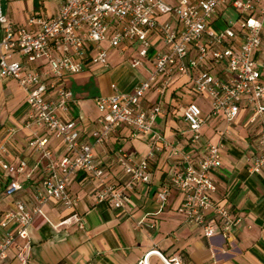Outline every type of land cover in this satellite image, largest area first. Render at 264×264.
<instances>
[{"label":"built area","instance_id":"built-area-1","mask_svg":"<svg viewBox=\"0 0 264 264\" xmlns=\"http://www.w3.org/2000/svg\"><path fill=\"white\" fill-rule=\"evenodd\" d=\"M229 11L235 18L223 20ZM263 21L264 0H63L55 15H32L23 26L7 19L0 5V77L16 80L25 92L22 128L32 130L28 146L38 152L42 165L31 199L14 200L2 214L0 263L13 248L14 258L28 264L33 217L49 202L75 209L79 200L70 194L69 185L79 174L97 183L96 203L123 209L137 184L151 182L150 162L162 152L169 168L168 185L156 196L160 207L173 189L181 196L177 211L187 225L198 227L206 239L229 237L240 218L214 199L211 177L220 167L223 144L204 141L201 129L213 117L222 116L229 126L244 117V127L254 136L249 173L264 170V81L254 60ZM133 44L138 50L131 65L141 67L147 60V77L131 92L120 93L111 85L110 95L95 98L97 128L91 140H82L79 121L63 118L75 103L67 79L83 72L87 64L107 68L109 50ZM183 77L191 92L207 101L209 111L204 113L195 102L185 106L186 138L179 147L167 140L156 122L167 89ZM151 90L156 100L147 107L143 101ZM121 126L131 136H146L148 150L139 156L116 149L109 161L110 168L121 170L115 181L97 162L94 147L104 145ZM34 128L63 143L60 157L54 156L46 137L34 138ZM17 131L9 129L8 139ZM7 153L6 144H1L0 170L11 177L4 194L12 196L21 190L17 178H29L32 170L27 171L24 160L7 163L3 158ZM157 254L164 264H182L178 256Z\"/></svg>","mask_w":264,"mask_h":264},{"label":"crops","instance_id":"crops-1","mask_svg":"<svg viewBox=\"0 0 264 264\" xmlns=\"http://www.w3.org/2000/svg\"><path fill=\"white\" fill-rule=\"evenodd\" d=\"M62 1L50 5L44 0H1L0 5L7 19L23 26L32 15H55ZM262 28L261 46L254 60L264 81V21ZM137 50L138 44L126 46L121 51L111 49L107 68L87 64L83 72L67 79L75 103L70 106V115H63V118L72 116L79 121L82 140H91L90 134L97 128L99 113L95 98L110 95L111 85L120 93L131 92L147 77V60L141 67L131 65ZM188 87L190 89L184 77L170 84L162 100V114L156 122V128L167 140L179 147L184 145L186 138L183 110L189 102H195L194 96L185 93ZM155 100L156 94L151 90L143 102L148 107ZM199 105L204 113L209 111L204 99ZM26 114L23 89L16 80L0 77V145L5 143L8 150L3 158L7 163L24 160L27 171L32 170L29 178H17L21 190L12 196L4 194L11 177L0 170V221L14 200L28 202L41 181L40 155L28 146L32 130L22 128ZM244 122L245 118L240 116L229 126L222 116H217L209 119L201 129L204 141L223 144L220 167L211 177L216 186L214 199L240 218L229 237L206 239L198 227L187 225L177 211L181 196L173 189H170L166 205L160 207L156 196L161 187L168 185L169 168L166 153L162 152L150 162L151 182L137 184L123 209L96 203L93 194L97 183L86 175L79 174L73 179L69 192L79 200L75 209L49 202L43 206L42 214L33 217L29 229L28 264H137L142 260L146 264H164L157 253L178 256L182 264H264V170L249 173L254 136L244 127ZM11 128L18 131L8 139ZM35 137H46L54 156L62 155L64 145L61 141L37 128H34ZM118 148L144 156L148 150L147 137L131 136L128 129L121 126L104 145L94 147L97 162L106 169L107 177L115 181L121 177V170L110 168L109 161ZM14 254L12 248L8 259L0 264H20Z\"/></svg>","mask_w":264,"mask_h":264},{"label":"rangeland","instance_id":"rangeland-1","mask_svg":"<svg viewBox=\"0 0 264 264\" xmlns=\"http://www.w3.org/2000/svg\"><path fill=\"white\" fill-rule=\"evenodd\" d=\"M44 2L45 3H48V4H55L56 2H57V0H44ZM235 18V13L233 12V11H229V12H227V13H225V14H223V17H222V19L223 20H226V21H228V20H231V19H234ZM187 95H192V96H194L195 98H194V100H195V102L199 105V104H201L202 103V101H203V99L201 98V97H199V96H196L195 94H193V93H191L190 92V89H189V87L187 88V92H185ZM200 106V105H199ZM166 168V167H165Z\"/></svg>","mask_w":264,"mask_h":264}]
</instances>
